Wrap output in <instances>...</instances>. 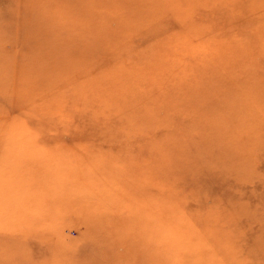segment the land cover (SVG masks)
<instances>
[{
  "label": "rangeland",
  "instance_id": "1",
  "mask_svg": "<svg viewBox=\"0 0 264 264\" xmlns=\"http://www.w3.org/2000/svg\"><path fill=\"white\" fill-rule=\"evenodd\" d=\"M0 264H264V0H0Z\"/></svg>",
  "mask_w": 264,
  "mask_h": 264
},
{
  "label": "bare ground",
  "instance_id": "2",
  "mask_svg": "<svg viewBox=\"0 0 264 264\" xmlns=\"http://www.w3.org/2000/svg\"><path fill=\"white\" fill-rule=\"evenodd\" d=\"M119 1L123 6L129 0H119ZM115 10L120 11L117 8H115ZM136 11H139V10H136ZM113 12H114V10H113ZM113 12L111 14L115 15V13H113ZM49 15H50V12L48 13V15L45 12H42V18L48 17ZM44 21H45V19H43L42 22L37 23V34L40 35V37L42 36L43 38L46 36L45 30L48 31V27H45L46 22H44Z\"/></svg>",
  "mask_w": 264,
  "mask_h": 264
}]
</instances>
